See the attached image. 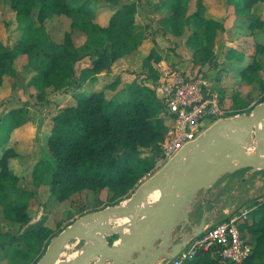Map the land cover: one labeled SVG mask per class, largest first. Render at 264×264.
Segmentation results:
<instances>
[{"label": "trees", "instance_id": "trees-1", "mask_svg": "<svg viewBox=\"0 0 264 264\" xmlns=\"http://www.w3.org/2000/svg\"><path fill=\"white\" fill-rule=\"evenodd\" d=\"M85 1L9 0L16 13L18 28L26 32V37L12 47L0 39V87L10 74V66L20 55L39 49L45 55L46 62L33 67L34 75L30 82L39 90L37 102L45 104L54 95L80 89L88 75L110 71L117 59L139 48L134 31L135 3L115 8L107 23L101 24L93 13L88 18L81 17L85 13L82 7ZM192 1L164 0L162 5L172 10L168 22L176 33H179L178 22L182 17L188 23L196 24L190 45L198 52L197 64L203 68L215 56L213 46H203L204 41L208 38L211 40L217 30L223 31L225 24L206 17L204 0H197L195 9L191 11ZM261 2L264 0H236L234 4L237 26L258 37L262 42L260 46L264 45V20L254 10ZM53 15L72 19L63 38L57 40L50 33L45 38L34 37L45 29V22ZM239 34L237 37L241 36ZM78 37H83L82 43L77 42ZM233 52H236L235 49H230L228 59ZM239 57H243L242 52ZM85 58L90 60L92 66L79 75L80 62ZM153 58L156 62L161 60V56L152 50L145 59V68L156 83L159 74L151 63ZM116 82H111L107 88H116ZM164 110L155 89L143 82L125 94L108 97L106 91L101 90L79 98L75 105L61 108L53 116L47 151H42L41 159L34 165L33 180L40 187L46 185L50 194L62 201L83 189L96 191L108 187L120 195L129 192L139 177L144 172L152 171L161 159L158 142L164 138L167 129ZM27 121L25 106L12 108L0 118V211L15 222L28 225L18 237L21 240L30 241L33 236L41 235L49 237L50 242L62 229L53 232L50 225L43 221L33 225L30 223L32 216L29 208L37 192L22 188L19 185L21 177L12 167V160L20 157L13 135ZM146 151L153 152V155L143 156ZM262 197H257L253 202L255 208L250 213L253 214L252 221L249 219L240 223L243 236L245 232H250L257 242L245 264H264ZM238 207L232 214L237 212ZM226 215L230 216L229 213ZM220 261L221 257L214 247L199 251L190 264H220Z\"/></svg>", "mask_w": 264, "mask_h": 264}, {"label": "water", "instance_id": "water-1", "mask_svg": "<svg viewBox=\"0 0 264 264\" xmlns=\"http://www.w3.org/2000/svg\"><path fill=\"white\" fill-rule=\"evenodd\" d=\"M250 111L215 120L125 202L75 219L51 239L36 264H158L176 257L190 238L221 217L224 203L214 198L232 195H221L224 176L264 171V100ZM198 203L213 208L201 210ZM113 235L119 239L110 244L107 236ZM74 240L84 243L75 256L64 257Z\"/></svg>", "mask_w": 264, "mask_h": 264}, {"label": "rangeland", "instance_id": "rangeland-1", "mask_svg": "<svg viewBox=\"0 0 264 264\" xmlns=\"http://www.w3.org/2000/svg\"><path fill=\"white\" fill-rule=\"evenodd\" d=\"M209 1L211 6L207 12V17H216L219 21H222L225 24V29L223 31L217 30L214 36L211 37V40L208 38V40L206 39L204 41L203 46H205V44L213 46V50L216 54L215 57H213L212 62L208 64L209 66L206 71L199 67L197 69L195 68L196 70H194V72L197 74H204V76L211 80L212 83H217L220 80L228 83L229 90L232 92V102L230 103L232 108H226L232 110V112L229 111V114L236 111L242 112L239 114H247L264 98V45L260 46L259 43L262 42H260V39L250 31L237 26L238 20L234 9L236 0ZM220 1L222 3H220ZM121 5L122 4L119 1L86 0L82 6L85 9L83 10L85 13L81 15V17L88 18L93 13L98 22L105 23L111 12ZM254 11L261 17L260 19L264 20V2L256 5ZM34 19H36V14H34ZM71 20L70 17L64 15H53V17L45 22V29L39 31L33 36L39 38L44 36L45 38L46 34L50 33L53 38L60 40L63 38L64 32L69 30ZM238 34L241 36L237 37ZM25 37L26 32H23L21 28H18L16 13L11 8L9 0H0V39L9 47H12L18 40L24 39ZM82 41L83 37L77 38L78 43H82ZM230 49H235L236 52L230 54L231 58L222 62L224 54L227 52L230 53ZM153 51H155V49H153ZM168 51L175 52V48H168ZM240 52L243 53V57H239ZM150 53L146 54L144 60ZM155 54L159 55L157 51H155ZM140 55L141 54H139V56ZM196 55L197 53L195 52L193 57ZM45 62V55L39 49L31 51L30 54L25 53L16 59V61L10 66V74L5 77V81L0 87L1 112H5L6 109L15 106H25L27 108V115L30 116V120L33 121L34 124L38 123V126L35 127L39 128V124L43 127L47 121L46 118L44 119L43 117L45 116L48 118L53 111L55 112L56 108L52 105V101L50 104H41L37 102L35 89L37 92L39 90L30 82V77L33 67L44 64ZM191 62L195 63V60L191 58L189 60V65ZM151 63L156 70L157 62L154 58L151 60ZM173 65L176 66V64ZM127 72H129L130 75H137L135 77V82H138L139 80V84L141 83L140 81L148 83L149 86L154 83V80L149 76V73L144 71L143 67L139 71L128 70ZM135 86H137V84L134 85V87ZM77 94L82 96L87 95L85 91L77 92ZM64 103L66 104L67 102ZM28 106L30 107L28 108ZM1 116L2 115H0V118ZM49 123L50 119L47 125ZM1 124L2 123H0V125ZM44 135L42 138H39V135H37L34 141L32 136L27 137L26 140H22L19 143L17 141L14 146L19 152H22L23 155L12 160V167L21 177L19 185L22 188L30 189L38 193V197H35L32 200L29 208V212L32 216L30 223L33 225L39 221H43L44 224L50 225L53 232H58L65 228L75 219L86 213L102 209L106 206L125 202L137 187L152 175L150 172H155L162 166H158L162 160L159 159L157 165H155L152 171L147 173L144 172L139 177L135 187L125 194H116L108 187L96 191L83 189L75 191L69 198L62 201L55 196L48 195L49 190L46 188V185L41 186L42 188L39 190L38 188L40 186L33 180L32 173L30 172H33L32 165L35 162V159H31V157L35 153L37 155L39 149L47 151V139L45 140ZM41 141L42 143H40ZM152 155L153 152L146 151L143 156ZM244 172V169L239 170L232 175L233 179L235 181L240 179ZM140 174L141 172L139 175ZM226 191L223 195H227ZM235 193L237 194V192ZM234 196L235 195H232L225 199V202H227L225 204L226 206H230V204L234 202ZM262 198H264V196ZM241 202L242 201L239 203ZM241 204L238 207L237 212L245 208V203L242 206ZM253 205L254 203L250 202L247 207L253 208ZM252 216L253 214H250L248 219H252ZM229 217V215L224 214L219 220H225ZM27 226L15 222L0 211V264L37 263L39 257L47 247L49 237L37 235L33 236L30 241L21 240L18 237L22 235ZM244 237L246 238L247 236ZM73 249L74 245H71L69 250L72 251ZM66 252L68 253V249ZM66 252L64 257H66Z\"/></svg>", "mask_w": 264, "mask_h": 264}, {"label": "crops", "instance_id": "crops-1", "mask_svg": "<svg viewBox=\"0 0 264 264\" xmlns=\"http://www.w3.org/2000/svg\"><path fill=\"white\" fill-rule=\"evenodd\" d=\"M163 1L164 0H120L119 2L122 5L135 3L137 6L136 20L134 23V31L137 36V40L139 42V48L133 51L132 53L127 54L117 59L114 62L110 71H101L98 73H93L91 75H88L80 89L73 91V92L66 93V94L54 95L52 99L48 102V104H50L52 101L53 103L52 105L55 106L56 110L55 112L53 111V113L48 118L45 116L43 117L44 119L46 118L47 120L46 123L43 125V127L41 124H39V128L35 127V126H38V123L34 124V122L30 120V116L27 115V118H28L27 123L17 128L14 132L13 137L15 141L16 142L18 141L19 143L22 140L23 141L26 140V138L29 136H32L34 138L33 139L34 141L37 135H39V138H42L44 134H45L44 136L46 140L51 133L52 118L58 112V110L66 106L75 105L79 98L86 96V95L85 96L78 95L77 92L85 91L88 95L92 92L105 90L107 96L112 97L118 93L125 94L132 87H134V85L142 84V81H140L141 83L139 84V80L138 82H135V77L137 75L135 74L130 75V73L127 71L128 70L139 71L143 67L144 71L146 72L144 57L146 56V54L150 53L153 49H155V51L159 53V55L161 56L160 61H163L165 64L171 65L172 67H176L182 70L183 72H186V74H192V75L197 74L194 72V70L200 67L197 64L198 52L195 51L196 49L190 45V37L196 31L197 26L195 23H188L187 20H185V18L182 17L179 19V22H178L179 33H176L173 30L170 23L168 22V19L172 14V10L168 6H165V5L163 6L162 5ZM196 1L197 0L192 1L191 11L195 9ZM204 3L207 6V10H206V17H207V12L209 11L211 3L209 0H204ZM220 3L222 2L220 1ZM193 4H194V7H193ZM207 18L218 20L214 16L213 17L209 16ZM106 21H108V19H106ZM106 21L105 23H102V22L100 23L106 24L107 23ZM171 47L175 48V52L168 51V48H171ZM195 52L197 53V55L193 57V54H195ZM138 53L141 55L139 56ZM228 53L229 52L224 54V58L222 62L228 59L227 57ZM191 58L195 60V63L191 62V64L189 65V60ZM173 64H176V66ZM91 66L92 64L89 59L87 58L83 59L79 65V75H82V73L85 70L91 68ZM200 69L202 68L200 67ZM200 74L204 76V74L202 73ZM33 75H34V68H33L30 78H32ZM204 77L207 78L206 76ZM115 80H117L116 88H113V89L107 88L108 84H110L111 82H114ZM208 81L210 83L211 89L218 94L220 103L222 107L225 108L226 110V115L230 113L229 111L232 112V110L226 109L228 107L232 108L230 106L231 105L230 103L232 102L231 100L232 92L231 90H229L228 83H226L223 80H220L217 83H212L211 80L209 79ZM35 92L36 94L38 93L36 89H35ZM64 102H67V103L65 104ZM15 107H18V106H15ZM15 107H12V108H15ZM29 107L30 106H28V108ZM12 108L6 109L5 112H1L2 114L0 115L4 116V114H7L9 110H11ZM233 113L239 114L242 112L236 111ZM49 119H50V123L47 125V123L49 122ZM40 143H42V141ZM19 154L20 156L23 155L22 152H19ZM41 157H42V150L39 149V153L37 155L35 153L31 157V159L33 160L35 159V162L32 165V168H34V165L41 159ZM246 171L247 170H245L241 178L236 181L233 179V176H232L233 174H228L219 181V184H221L224 188L221 191V195L225 194L224 193L225 190L230 188L229 189L230 192L234 194H236L235 192H237V197L239 198V202L245 201L241 204L242 206L245 203L244 207H247V205L250 202H255V199H257V197L264 196V178H263L264 171H260V172H257L251 175H247ZM30 172L32 173V171ZM41 188L42 187H39L38 189L40 190ZM48 195L51 196L50 191ZM36 197H38V193ZM212 197L214 198L215 196L213 195ZM215 199L216 198H214V200ZM201 203H198V204H200L199 206L201 210H203L206 206L204 207ZM232 205L236 206L238 204L234 203ZM234 206L225 207V210L221 213V217L224 214L226 215L227 213L231 214L232 210L234 211V209H232V207ZM207 207L209 209L211 205L207 204ZM252 207L255 208V206H252ZM217 221H220V220H217ZM251 221L252 219H250V222ZM244 234L245 236H247L246 239L248 240V242L254 249L255 245L257 244L254 234H250V232H245ZM76 243H78L77 240L71 244L74 245ZM73 251L74 249L72 251H69L68 252L69 254L67 253V256L69 257V255ZM162 260H160L159 263ZM220 264H229V263L221 258Z\"/></svg>", "mask_w": 264, "mask_h": 264}, {"label": "built area", "instance_id": "built-area-1", "mask_svg": "<svg viewBox=\"0 0 264 264\" xmlns=\"http://www.w3.org/2000/svg\"><path fill=\"white\" fill-rule=\"evenodd\" d=\"M156 70L159 78L151 87L164 105L167 125L164 138L158 142L162 159L159 165H163L184 144L196 139L215 120L226 116V110L203 75L186 74L163 61L157 62ZM253 209L245 207L237 213H231L228 219L210 224L204 232L190 238L176 257L165 258L159 264H190L199 251L214 247L229 264H245L253 248L243 236L240 223L248 220ZM77 242L74 249L80 240ZM71 245L66 248L68 252L71 251Z\"/></svg>", "mask_w": 264, "mask_h": 264}, {"label": "flooded vegetation", "instance_id": "flooded-vegetation-1", "mask_svg": "<svg viewBox=\"0 0 264 264\" xmlns=\"http://www.w3.org/2000/svg\"><path fill=\"white\" fill-rule=\"evenodd\" d=\"M229 192H230V190H229ZM224 193H225V192H224ZM226 193H228V192H226ZM232 195H235V196H234L235 199H234V202L230 204V206H234V205H232V204H234V203L239 205V203L236 202V201H239V198L237 197V194H233V193H232ZM232 195H230V196H232ZM214 201H215V203L223 202V200H221L220 197H219V198H216ZM223 203H224V207H223L222 212L225 210V207H227V206L225 205V204L227 203V202H225V200H224ZM238 205L232 207V209H236V208L238 207ZM230 206H229V207H230ZM212 208H213V205H212V204H211V207H210L209 209H208V207L206 206V209H208V210H210V209H212ZM232 211H233V210H232ZM107 239H108V241H109L110 244H113L114 241H116V240L119 239V236H118V235L107 236ZM83 243H84L83 241H80L79 244L77 245V248H76V249L80 248V247L83 245Z\"/></svg>", "mask_w": 264, "mask_h": 264}, {"label": "bare ground", "instance_id": "bare-ground-1", "mask_svg": "<svg viewBox=\"0 0 264 264\" xmlns=\"http://www.w3.org/2000/svg\"><path fill=\"white\" fill-rule=\"evenodd\" d=\"M158 196H159L158 192H155V194L153 193L151 195V199H153L155 202L158 199ZM76 253H77V249H74V251L69 255V257L72 258L73 256L76 255Z\"/></svg>", "mask_w": 264, "mask_h": 264}]
</instances>
